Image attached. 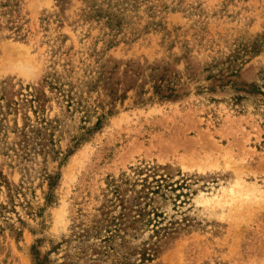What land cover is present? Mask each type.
<instances>
[{
  "label": "rangeland",
  "instance_id": "374dc122",
  "mask_svg": "<svg viewBox=\"0 0 264 264\" xmlns=\"http://www.w3.org/2000/svg\"><path fill=\"white\" fill-rule=\"evenodd\" d=\"M0 264H264V0H0Z\"/></svg>",
  "mask_w": 264,
  "mask_h": 264
}]
</instances>
